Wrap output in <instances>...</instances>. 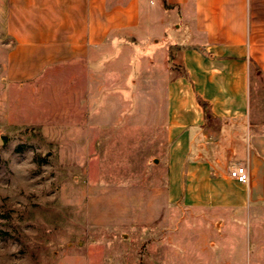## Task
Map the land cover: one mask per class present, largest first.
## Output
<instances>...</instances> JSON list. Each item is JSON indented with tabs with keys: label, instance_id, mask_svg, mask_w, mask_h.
Segmentation results:
<instances>
[{
	"label": "crops",
	"instance_id": "crops-1",
	"mask_svg": "<svg viewBox=\"0 0 264 264\" xmlns=\"http://www.w3.org/2000/svg\"><path fill=\"white\" fill-rule=\"evenodd\" d=\"M8 4L11 49L73 52L68 59L91 63L98 52L132 44L163 69L156 68L154 82L166 83L168 142L155 163L166 181L151 189L156 197L148 203L126 201V192L139 188H110L103 200L87 203L88 223L167 231L169 264H178V237L189 251L184 264H264V0ZM97 75L90 71V82ZM89 109L97 115L96 107ZM235 166L246 168L248 182L230 175ZM246 221L253 222L250 233ZM225 230L249 252L226 251ZM75 254L71 264H92V252Z\"/></svg>",
	"mask_w": 264,
	"mask_h": 264
},
{
	"label": "rangeland",
	"instance_id": "rangeland-1",
	"mask_svg": "<svg viewBox=\"0 0 264 264\" xmlns=\"http://www.w3.org/2000/svg\"><path fill=\"white\" fill-rule=\"evenodd\" d=\"M8 8L0 0V264H71L86 251L92 264H169L167 231L90 225L87 215V203L110 188H139L126 201L148 203L166 181L155 163L168 142L159 65L132 44L98 52L91 63L68 59L73 52L11 49ZM244 228L250 233L253 222ZM225 231L226 251L249 252ZM178 240L184 264L187 243Z\"/></svg>",
	"mask_w": 264,
	"mask_h": 264
},
{
	"label": "built area",
	"instance_id": "built-area-1",
	"mask_svg": "<svg viewBox=\"0 0 264 264\" xmlns=\"http://www.w3.org/2000/svg\"><path fill=\"white\" fill-rule=\"evenodd\" d=\"M230 175L239 182H248L249 176L244 166H235L230 170Z\"/></svg>",
	"mask_w": 264,
	"mask_h": 264
},
{
	"label": "water",
	"instance_id": "water-1",
	"mask_svg": "<svg viewBox=\"0 0 264 264\" xmlns=\"http://www.w3.org/2000/svg\"><path fill=\"white\" fill-rule=\"evenodd\" d=\"M157 160L155 159V162H156Z\"/></svg>",
	"mask_w": 264,
	"mask_h": 264
}]
</instances>
